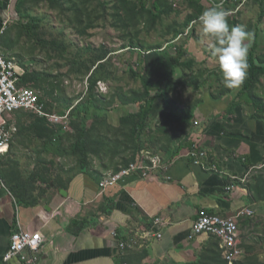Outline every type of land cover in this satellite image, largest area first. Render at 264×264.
Segmentation results:
<instances>
[{
    "label": "crops",
    "instance_id": "1",
    "mask_svg": "<svg viewBox=\"0 0 264 264\" xmlns=\"http://www.w3.org/2000/svg\"><path fill=\"white\" fill-rule=\"evenodd\" d=\"M19 1L0 0V28L7 22L6 30L19 21ZM166 1L173 11H183L187 17L220 3ZM148 2L152 8L156 0ZM223 6L230 13V26L242 25L252 33L248 43L250 49L256 44L254 57L264 58V3L223 0ZM185 23L179 21L178 25ZM181 34L168 39L161 47V56L168 63L181 48L186 52L182 63L192 61L194 65L174 70L172 88L177 91L166 94L167 101L162 94L152 93L157 97L149 117L148 134L160 143L155 145L156 152L141 151L138 161L133 163L144 167L138 174L101 188L99 183L114 174L122 156L94 157L93 166L84 172L74 168L69 156H58L61 175L56 188L51 185L43 190L46 185L38 182V191L29 190L26 201L20 200L9 188L14 175L8 159L17 157L21 162V155H28L26 151L35 153L42 148L23 144L26 137L19 130L9 151L0 157V264H23L17 257L3 260L11 235L20 231L39 233L42 237L39 264H196L200 252L211 241L206 234L189 241L199 212L234 217L245 209L253 210L254 215L237 218L245 252L241 261L246 260V246H254L259 253L258 263L264 264V199L256 198L254 190L257 179L264 176V110H258L253 97L240 98V86H224L211 40L202 33L199 18ZM0 50L3 54L1 45ZM132 52L144 63L136 50ZM124 53L120 50L116 54ZM10 57L23 69L16 58ZM131 68L137 71L141 67L138 64ZM130 107L129 113L138 112L139 106H135L136 112H131ZM107 117L110 122L114 119ZM193 149L206 152L204 163L217 171L197 165L189 154ZM177 151L179 155L173 156ZM46 154L43 156L49 157ZM155 159L161 161L165 171L153 168ZM3 161H7L5 165ZM62 190L68 195L64 197ZM156 219L162 223L158 228L154 226ZM148 232L162 238L143 239ZM121 241L127 245L124 250L119 247ZM25 254L31 256L28 251Z\"/></svg>",
    "mask_w": 264,
    "mask_h": 264
},
{
    "label": "rangeland",
    "instance_id": "2",
    "mask_svg": "<svg viewBox=\"0 0 264 264\" xmlns=\"http://www.w3.org/2000/svg\"><path fill=\"white\" fill-rule=\"evenodd\" d=\"M131 2L136 3L139 0H131ZM99 4L104 5L101 8ZM116 6H119V0H56V3L47 0L28 1L19 21L13 22L0 37L2 49L7 55L16 58L21 63L24 74L28 73L30 77L39 78L40 89L32 88L36 90L51 112L64 115L68 112L72 113L77 106L82 105L83 107L97 106L103 109L102 118L94 119L88 125L90 128L97 123L95 130L91 128L92 139L101 132L102 134L109 133V137L114 140L116 134L113 137L110 133L113 131H100L102 126L110 125L111 127L108 126L110 129H119L121 116L129 113V110L124 113L123 109L119 108L121 106L119 97H124V92L139 90L142 87L141 83L136 82L129 75L130 68L138 64L141 67L138 71L142 74L145 71L143 60L138 61V54L132 52L133 50H127L131 41L135 40V45H140L142 49L164 47L165 43L171 40L177 32H182L184 27H180L178 22L187 20L183 11L174 10L153 28L148 15L136 22L126 18V13L114 11ZM118 15L121 17L118 18ZM19 22L27 25L35 24L37 39H32L25 33ZM49 42L56 43L59 51L50 47ZM120 50H124L125 53L116 54ZM105 52L108 53L106 59L108 70L102 74L101 71L96 74L95 82L98 83L90 91L89 77L92 73L88 74L87 67L88 69L94 68L93 63ZM170 60L171 58L166 63L168 69L171 65ZM256 62L264 64V58L256 56ZM263 81L264 78L253 92V98L262 108H264ZM135 106L131 105V112L137 111ZM107 116L114 119L110 122ZM34 121L35 118L29 115L18 119L21 135L26 137L23 138L22 143L29 144L28 147L36 146L38 143L33 142V144L30 136L32 135L30 133L34 131L29 128ZM72 123V119L69 118L70 130L66 133L68 135L74 134ZM40 133L42 136L46 134L45 131ZM116 139L124 140L120 137ZM51 146L49 152H46L44 148L36 151L37 153L24 150L28 155H21L23 158L21 162L17 161V157L8 159L12 166H10L11 174L13 172L14 175L11 178L13 181L9 183L10 190L17 188L18 184L33 182L31 177L33 178L35 173L40 172V168L50 166L53 172H56L58 161L56 145ZM154 146L146 144L145 148L156 152L154 149L157 147ZM44 153H47L49 157H44ZM70 160L71 164L75 165L74 168L78 167V172H84L85 168L80 167L77 157L72 156ZM6 162L3 161L2 164L5 165ZM93 164L94 162L91 166ZM43 172L40 173L46 177L47 175ZM37 185L31 183L29 190L38 191Z\"/></svg>",
    "mask_w": 264,
    "mask_h": 264
},
{
    "label": "trees",
    "instance_id": "3",
    "mask_svg": "<svg viewBox=\"0 0 264 264\" xmlns=\"http://www.w3.org/2000/svg\"><path fill=\"white\" fill-rule=\"evenodd\" d=\"M28 1L42 2L44 0H20L17 3L18 13H22V10L25 9ZM47 1L56 3V0ZM252 1L256 3H264V0ZM99 5L102 8L104 4ZM165 7H169V9L167 8V10H165ZM115 10L119 13H126V18H128L129 20H134L136 22L140 21V19H143L146 15H148L151 18L153 28L157 26V23L159 21H162L164 17L168 16L169 13L171 14L172 12H174L173 7L170 6V3L168 4L166 0H156V2L153 3L152 8H150L148 0H139V2L136 3L131 2V0H119V6H116L114 8V11ZM201 13L202 12L198 11V14L194 13L192 15H189L187 17L185 25H183L184 28L182 32L192 21L198 19ZM129 15L131 18L129 17ZM120 17L121 16L118 15V18ZM19 25L24 30V32L27 33L32 39H37V35L34 30L36 28L35 24L27 25L19 22ZM182 32H177L173 37H179L180 35H182ZM135 43V40L131 41V43L129 44L130 47L128 48L130 50H136L140 54V56H143L145 71L143 74H141L138 70L136 71L133 68H130L129 75L133 80L141 83L142 87L139 90L133 89L129 92L121 91L125 93V96H121L122 99L121 97H119V99L121 100L119 101L121 104L119 108L123 109L124 113L128 112V107L131 105H137L139 106V109L135 114L127 113L125 116H121L119 129H110V125H108L109 127L107 125L102 126L100 131H113L110 132L113 137H115L116 134L114 140L109 137V133L103 136L101 132H99L98 136H94V138L92 139L91 128H94L93 130H95V124L97 123H94V127L92 126L90 128L88 125L90 121L94 119L99 120L100 118H102L101 114L104 113L103 109L97 106L83 107L82 105L77 106L73 110V112L70 114V118L73 121L72 129L74 131V134L72 135L66 134L68 131L64 132L61 127H51L46 119L23 112H20L16 115L18 130L21 131L20 122H18V119L20 117L29 115L35 118V121L29 128V130L34 131L30 133L33 135L31 139L32 143L38 142L37 145L42 146L41 148H44L46 152H49V148L52 147L51 145H56V156H69L70 158L72 156L77 157L78 164L81 168H88L89 166H91L94 161V157L98 159H107L108 155L110 159L122 156L120 162L117 163L116 167L114 168V173L128 168L130 164L136 163L141 151L147 149L145 148L146 144L157 145L160 143L159 139L153 137L152 135L149 136L148 134L149 117L153 103L157 97L156 95L152 96V93L156 91L158 92V94H162L166 98V94L170 95L172 91H177L176 88H172L171 78L174 70L181 67L183 69L187 67L191 68L194 63L190 61V63L184 62L183 64L182 59L184 58L186 52H182L181 48H177V56L170 60L171 65L168 69L166 68L165 60L160 53V51L162 50L161 47L155 49H142L140 45L137 46L135 45ZM48 45L50 47H53L55 51H59L56 43L49 42ZM255 48L256 44H254L248 52L247 63L249 67L247 69V76L244 82L240 85V88L242 89L240 98H242L243 96L252 98L254 90L260 85L261 80L264 78V65H258L256 63V58L254 57ZM107 54L108 53L105 52L103 55L98 56L95 63H93L92 67L94 68L88 69L87 67L88 74L92 73L89 77V81L91 84L90 91H92L95 87V84L98 83L95 82L96 74L99 71H101L102 74L104 73V71L108 70L106 60L108 56ZM6 58L10 59L11 57L7 56ZM38 83H40L39 78L34 76L30 77L28 76V73L27 75L24 74L19 81L21 87L29 88L32 90L40 89ZM34 91L36 92V90ZM39 99L40 102L45 103L41 100L40 97ZM99 103L102 104V102ZM46 107L48 106L46 105ZM257 107L259 110L260 106L258 105ZM262 109L264 110V108ZM42 131L46 132V134H43V136L40 133ZM118 137L123 138L124 140L119 141L118 139H116ZM188 148L192 149L191 146H189ZM176 155H179L178 151L173 156ZM40 170L42 172H45L43 173L47 175V178L44 177V175L40 173V171L38 173H35L33 175V178L31 177L33 182L18 184L17 188H13V190H11L18 199L26 201L25 199L28 196L31 183L37 184L38 182H41L42 184L46 185L45 188L43 187V190L50 189L51 185H54V187L56 188L57 180L61 175L58 163L56 162V172H53V169L50 166H48L47 168H40ZM254 190L256 192V198L261 197L264 199V176H261L259 179H257L256 189ZM35 202H37V200H35ZM76 223L77 222H73L72 224L74 225ZM258 254L259 253L255 250L254 246H246V260L239 261L236 264H259L257 259ZM196 264H227L222 257V251L219 248V241L217 239L213 237L211 238L209 244L206 245L200 252L198 256V262Z\"/></svg>",
    "mask_w": 264,
    "mask_h": 264
},
{
    "label": "built area",
    "instance_id": "4",
    "mask_svg": "<svg viewBox=\"0 0 264 264\" xmlns=\"http://www.w3.org/2000/svg\"><path fill=\"white\" fill-rule=\"evenodd\" d=\"M248 0H243V3ZM7 22L0 28V37L5 30ZM24 75V70L18 66L13 58H6L0 50V157L4 156L15 141L19 130L16 127L15 115L23 112L33 114L39 118L46 119L51 127H61L64 132L70 130L69 118L70 112L64 115H58L51 112L45 103L40 102L39 95L32 89L20 86V78ZM195 158V163L204 166L206 170L217 171L215 167H208L204 162L207 154L203 150L193 149L189 153ZM153 168L165 171L161 166V161L155 159ZM144 167L139 164H130L128 168L122 169L117 173L110 174L106 179L99 183L101 188L116 185L123 182L124 179L132 174H138ZM149 170V168H146ZM145 176V173L141 174ZM254 211L245 209L234 217H222L201 210L197 219L193 223L189 241H193L197 236L206 234L219 241V248L222 251V257L227 264H236L244 256L242 248L241 233L237 218L242 216H253ZM161 221L154 220V226L160 227ZM162 236L155 232H148L143 235V239L148 240ZM43 242L39 233L17 232L10 237V245L3 260L17 257L23 264H39V249ZM121 250L127 248L124 241L119 244ZM28 251L31 256H27Z\"/></svg>",
    "mask_w": 264,
    "mask_h": 264
},
{
    "label": "clouds",
    "instance_id": "5",
    "mask_svg": "<svg viewBox=\"0 0 264 264\" xmlns=\"http://www.w3.org/2000/svg\"><path fill=\"white\" fill-rule=\"evenodd\" d=\"M230 13L224 8L223 0L205 9L200 17L202 33L211 40V50L217 59L226 88L239 87L247 76L249 41L252 33L242 25L230 26Z\"/></svg>",
    "mask_w": 264,
    "mask_h": 264
},
{
    "label": "water",
    "instance_id": "6",
    "mask_svg": "<svg viewBox=\"0 0 264 264\" xmlns=\"http://www.w3.org/2000/svg\"><path fill=\"white\" fill-rule=\"evenodd\" d=\"M61 194H62L64 197L68 195L67 192H65L64 190L61 191Z\"/></svg>",
    "mask_w": 264,
    "mask_h": 264
}]
</instances>
